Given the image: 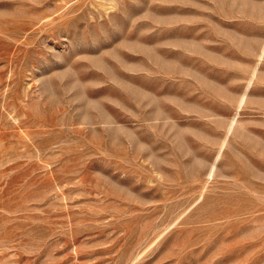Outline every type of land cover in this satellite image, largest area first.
I'll return each instance as SVG.
<instances>
[{
    "label": "rangeland",
    "instance_id": "1",
    "mask_svg": "<svg viewBox=\"0 0 264 264\" xmlns=\"http://www.w3.org/2000/svg\"><path fill=\"white\" fill-rule=\"evenodd\" d=\"M0 264H264V0H0Z\"/></svg>",
    "mask_w": 264,
    "mask_h": 264
}]
</instances>
